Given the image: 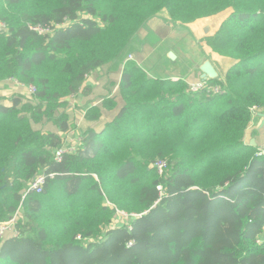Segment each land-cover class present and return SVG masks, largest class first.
Here are the masks:
<instances>
[{"label": "trees", "instance_id": "16d2710c", "mask_svg": "<svg viewBox=\"0 0 264 264\" xmlns=\"http://www.w3.org/2000/svg\"><path fill=\"white\" fill-rule=\"evenodd\" d=\"M164 10L179 24L231 10L206 42L235 65L192 92L127 60L117 116L57 162L63 137L35 125L63 109L66 132L67 99L87 95L86 78ZM0 22V81L35 89L0 103V222L22 210L0 264H264V144L247 140L264 113V0H0ZM41 173L55 178L38 195L29 186ZM118 213L129 224L115 225Z\"/></svg>", "mask_w": 264, "mask_h": 264}, {"label": "crops", "instance_id": "0c3cea01", "mask_svg": "<svg viewBox=\"0 0 264 264\" xmlns=\"http://www.w3.org/2000/svg\"><path fill=\"white\" fill-rule=\"evenodd\" d=\"M231 13L232 11L228 10L190 24H179L172 22L168 11H162L144 25L123 58L96 70L86 78L85 86L91 89L87 95H83L81 92L67 99L69 103L66 108L69 118L68 125L70 127L74 124L73 129H77L71 130L70 128L66 132H62L57 128V131L52 132L60 134L64 139V144H68L74 143L78 139L81 140L83 132L89 128L101 132L107 124L111 123L122 107V103L119 101V87L127 60L134 62L153 79H181L189 86L199 82L207 83L202 80L200 70L206 61L212 63L218 72V79L220 76H225L235 61L214 53L206 39L219 31ZM171 53L174 54L175 60L170 59ZM214 61L220 63L221 70L224 71L223 75ZM11 82L26 88L14 81ZM106 98H115L118 101V107L114 110L102 108V102ZM94 107L101 108V117L96 122H89L86 115ZM118 218L117 215L115 223L119 222Z\"/></svg>", "mask_w": 264, "mask_h": 264}, {"label": "built area", "instance_id": "2783aa9c", "mask_svg": "<svg viewBox=\"0 0 264 264\" xmlns=\"http://www.w3.org/2000/svg\"><path fill=\"white\" fill-rule=\"evenodd\" d=\"M60 27V26H58ZM7 27L6 24H4L3 22H0V32H4L6 31ZM33 31L39 33L40 35L43 34H50L51 31L44 29L42 27H32L31 28ZM130 59H132L130 57ZM190 90L192 92H200L201 90L206 88V83L205 82H199V83H195L189 86ZM213 91L216 94H220L221 90L219 87H214ZM30 92L32 95L35 94V89L30 88ZM82 146V142L80 139H78L76 142L74 143H68V144H64L61 148H59L58 150L55 151L54 155V159L57 162H61L64 155L68 154V153H75L76 150L78 148H80ZM156 167L158 168L160 174L163 173V171L166 169V164L164 162H159L156 164ZM55 175L54 174H49V175H45L44 173L38 174L34 180L30 183V191H34L36 194H42L44 191V187L46 185V182L48 179H54ZM124 214V213H122ZM22 216V210L19 209L18 212L13 215L10 219H8L7 221L4 222H0V239L4 240L8 237H16L18 235L17 231H16V225L18 223V221L20 220ZM127 216V215H126ZM128 217V216H127ZM115 223V222H114ZM123 224H129V223H123ZM123 224H117L115 223V225H123Z\"/></svg>", "mask_w": 264, "mask_h": 264}, {"label": "rangeland", "instance_id": "374dc122", "mask_svg": "<svg viewBox=\"0 0 264 264\" xmlns=\"http://www.w3.org/2000/svg\"><path fill=\"white\" fill-rule=\"evenodd\" d=\"M215 65L218 67L220 70V73L223 75L224 71L221 70V66L219 62L214 61ZM225 76H220V79L223 80ZM16 96H23L25 99H31L33 96L30 92V88L26 87H19L18 85L12 83L11 81H0V103L5 104V105H11L12 102V97ZM14 98V97H13ZM63 109H60L58 111L57 115V121L56 123H44L40 125H35L36 128H42L46 130L47 132L49 131H57L56 129L59 127V124L61 122L60 115L63 112ZM258 113H263V111H256L255 118L253 120L252 126L249 129V134L247 135L248 142H250L252 139L256 140V143L258 145L264 144V131L263 132H258L257 128L260 122V119L257 117ZM69 122V120H68ZM71 130H76L77 128H74V124L69 127ZM119 218L117 223L123 224V223H129L130 218L126 216V214H118ZM116 222V221H115Z\"/></svg>", "mask_w": 264, "mask_h": 264}, {"label": "water", "instance_id": "95a60500", "mask_svg": "<svg viewBox=\"0 0 264 264\" xmlns=\"http://www.w3.org/2000/svg\"><path fill=\"white\" fill-rule=\"evenodd\" d=\"M171 60H175V56L173 53H171L169 55ZM235 65V63H234ZM201 72H202V80L204 81H210V80H216L218 79L219 75L218 72L216 71V69L214 68V66L212 65V63L210 61H206L200 68ZM257 117L260 119L257 131L258 132H263L264 131V113H258ZM249 133V131H248ZM247 133V135H248ZM250 146L252 147H256L257 143L255 139H252L250 141Z\"/></svg>", "mask_w": 264, "mask_h": 264}]
</instances>
